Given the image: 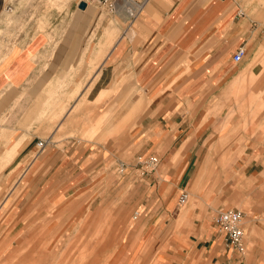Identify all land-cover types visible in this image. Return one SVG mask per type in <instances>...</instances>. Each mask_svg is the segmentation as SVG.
Masks as SVG:
<instances>
[{
  "label": "crops",
  "instance_id": "1",
  "mask_svg": "<svg viewBox=\"0 0 264 264\" xmlns=\"http://www.w3.org/2000/svg\"><path fill=\"white\" fill-rule=\"evenodd\" d=\"M123 1L71 0L45 31L0 41V258L25 238L56 252L68 230L93 248L81 264H264V136L245 124L264 122L263 0H134L130 15ZM96 5L123 22L105 25ZM65 76L91 80L88 109L104 114L89 132L102 135L58 137L81 124L70 117L39 152L30 122L63 114L47 103ZM150 156L157 168L134 184L113 179L112 160L133 174ZM230 209L244 212V251L214 223Z\"/></svg>",
  "mask_w": 264,
  "mask_h": 264
},
{
  "label": "rangeland",
  "instance_id": "2",
  "mask_svg": "<svg viewBox=\"0 0 264 264\" xmlns=\"http://www.w3.org/2000/svg\"><path fill=\"white\" fill-rule=\"evenodd\" d=\"M71 0H8L10 9H7L4 11V13L0 16V41L4 43L5 39H16L19 37L31 35L32 33H36L38 31H45L46 27L50 25L52 18L58 19L59 14L66 11L68 8V5ZM264 2V0H263ZM97 3V2H94ZM122 3V2H121ZM120 3V4H121ZM98 4V3H97ZM98 8L96 5L95 8ZM96 8V9H97ZM97 10H99V13L102 15V20L105 19V25L110 22H118L122 23L121 19L118 16H114L113 18H108L107 16V10L104 7H99ZM54 13V15L52 14ZM106 18H108L106 20ZM125 22V21H124ZM104 25V26H105ZM125 25V24H124ZM1 43V44H2ZM85 81L80 91L76 94H73V90L76 88V84L79 81ZM87 81V82H86ZM90 79L84 80L80 78H69L68 76H65L61 80H57L56 84V91L58 93H55L52 96H49V100L47 105H50V110L52 111L53 108H57L59 106H64V112L59 113V115H53L52 113L48 114L42 118H37L38 122H30L33 123L32 127L34 129H37L38 135L41 137V139H45L47 137H50L52 130L59 125V123L64 119V121L70 119V117H73L72 122H75V120H78L81 124H76L73 126V131H65L64 129L65 125L63 124L60 130L61 138H64L66 136L70 135H81L82 138H90L94 139L95 136H100L102 133V127L98 126L95 133L89 132V129L91 128V125H96V122L101 121V118L104 113H100L96 106L93 107L92 111H89V106L92 105V102L87 98V90H89V86L87 87L86 91L84 90L86 87V84L89 85ZM93 83V81H92ZM42 97H40L41 99ZM87 99V102L84 104L83 108L78 112L74 110V112H71L70 109L77 103H79L80 100ZM236 103L239 104L238 96H236ZM47 101V98H44L43 100H40V106L43 105V103ZM255 102V101H254ZM253 102V104H255ZM61 103V104H60ZM17 104L19 102L17 101ZM251 104V102H250ZM55 105V106H54ZM252 107V105L250 106ZM257 109L263 110L264 109V101L258 100L256 102ZM251 117V116H248ZM24 118V117H23ZM254 116L252 117V119ZM66 119V120H65ZM20 122V121H19ZM85 122V123H83ZM21 123V122H20ZM247 125L248 131L251 133H255L257 130H261L263 136H264V122H245ZM79 125L80 131L78 129ZM100 125V124H99ZM62 132V134H61ZM112 133H105L103 130V135L107 138ZM102 135V134H101ZM47 148V147H46ZM46 150V149H45ZM148 157L145 158H139L136 160V167L133 174L130 173V169L127 168V166H124V170L120 171V164L118 160H112V166L110 168V172L112 173L113 179H115L117 182H128L130 184H134V182L137 181V179L142 178V174L144 173L145 169L143 168V165L140 163L143 160H146ZM11 157L7 160V163ZM110 176V175H109ZM45 218V216L41 215L39 217L40 226L42 225V221ZM40 230L42 233H44V230L40 227ZM69 231L65 230L60 238L68 236ZM26 236V234L24 235ZM66 236L65 243L60 240L59 248H57V251L46 254L42 253V249L44 247V244L47 242H40V245L38 246V256L36 255V252H32V243L30 238L28 239H20L18 240V250L15 251L12 255H4L0 258V263L3 264H81L79 261V254L82 253L83 256H81L82 259H89L90 255L89 253L93 250V248H88L87 245L79 247L77 238H68ZM24 238V237H23ZM59 238V239H60ZM57 239V238H56ZM76 240V241H75ZM90 241H92L90 239ZM77 242V243H76ZM90 243V242H88ZM49 244V243H48ZM16 246V245H15ZM15 246H12L14 249ZM11 248V249H12ZM70 249L76 250L75 254H66L63 255L64 252L69 251ZM79 255V256H78ZM99 259V256L97 260ZM84 264V263H83ZM90 264V263H87ZM97 264V262H95ZM100 264V262L98 263Z\"/></svg>",
  "mask_w": 264,
  "mask_h": 264
},
{
  "label": "built area",
  "instance_id": "3",
  "mask_svg": "<svg viewBox=\"0 0 264 264\" xmlns=\"http://www.w3.org/2000/svg\"><path fill=\"white\" fill-rule=\"evenodd\" d=\"M93 2H97L98 4L108 7L111 10L117 7V3L120 0H92ZM7 9H10L7 6ZM246 54V48L244 46L239 47L233 55V60L235 62H240L244 55ZM49 139H39L37 142L39 152H43L47 145ZM143 165L145 171H154L157 165L159 164V158L156 156H150L146 160L140 162ZM120 171H123L124 165L120 164ZM188 199V192H183L180 196L179 202L180 204H186ZM244 218V213L240 209H230L225 211H220L215 215L214 223L219 231V233L223 236L225 243L232 249L237 251H243L245 248L244 238L245 233L242 227Z\"/></svg>",
  "mask_w": 264,
  "mask_h": 264
},
{
  "label": "bare ground",
  "instance_id": "4",
  "mask_svg": "<svg viewBox=\"0 0 264 264\" xmlns=\"http://www.w3.org/2000/svg\"><path fill=\"white\" fill-rule=\"evenodd\" d=\"M124 2V7H126V6H128V5H130V10H129V13H128V15H130L131 13L132 14H135L136 12H137V10H138V8H139V6L138 5H136V3H134V0H124L123 1ZM120 6V5H119ZM130 17V16H129ZM158 166V165H157ZM157 168V167H156ZM188 200H189V196H188V199H187V202H188ZM241 210V209H240ZM221 211H225V210H221ZM243 211V210H242ZM220 212V211H219ZM244 213V212H243ZM243 221H244V218H243ZM242 227H243V223H242ZM243 230H244V228H243ZM244 245H245V241H244ZM244 250H245V248H244ZM243 250V251H244Z\"/></svg>",
  "mask_w": 264,
  "mask_h": 264
},
{
  "label": "water",
  "instance_id": "5",
  "mask_svg": "<svg viewBox=\"0 0 264 264\" xmlns=\"http://www.w3.org/2000/svg\"><path fill=\"white\" fill-rule=\"evenodd\" d=\"M86 5H87V3H86L85 1H82V2L80 3V8H85Z\"/></svg>",
  "mask_w": 264,
  "mask_h": 264
}]
</instances>
